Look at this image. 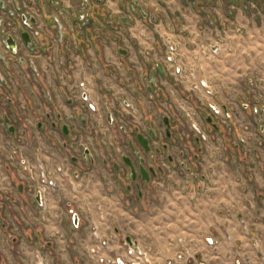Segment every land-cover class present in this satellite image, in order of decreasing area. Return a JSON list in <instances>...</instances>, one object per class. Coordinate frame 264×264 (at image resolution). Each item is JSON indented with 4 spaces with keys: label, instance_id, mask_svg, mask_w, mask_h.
<instances>
[{
    "label": "crops",
    "instance_id": "obj_1",
    "mask_svg": "<svg viewBox=\"0 0 264 264\" xmlns=\"http://www.w3.org/2000/svg\"><path fill=\"white\" fill-rule=\"evenodd\" d=\"M91 1V25L65 31L58 43L49 1H27L37 10L43 36L35 54L23 52L35 69L15 62L4 71L8 85L0 81L14 114L21 115L19 104L29 107L24 142L0 128V264L126 262L129 249L145 248L148 264H264V126L253 122L259 102L249 85L257 74L264 88V0H192L190 6L185 0ZM166 37L178 44V64L206 80L213 101L233 117L224 124L205 120L211 132L195 124L199 136L193 138L167 117L171 138L160 158L162 171L140 196L103 157L120 135L118 124L144 129L146 117L155 120L138 108L132 118L125 104L139 106L135 92H142L146 73L162 62ZM166 79L157 76L153 88H146L148 102L156 87L167 90L161 86ZM80 83L96 109L75 103L81 114L77 136L90 147L94 164L72 166L63 137L39 132L36 118L46 110L69 113L70 93ZM178 90L191 92L189 80ZM200 103L198 122L209 116ZM107 110L118 124L108 122ZM10 144L43 161L57 184L44 219L19 164L8 161Z\"/></svg>",
    "mask_w": 264,
    "mask_h": 264
},
{
    "label": "flooded vegetation",
    "instance_id": "obj_2",
    "mask_svg": "<svg viewBox=\"0 0 264 264\" xmlns=\"http://www.w3.org/2000/svg\"><path fill=\"white\" fill-rule=\"evenodd\" d=\"M28 0H0V36L3 45V50L0 51V81L3 85H8L7 77L4 75V71H9L13 66V63L20 62L30 64L34 67V62L30 58H26L23 52H27L30 55L35 54L38 48V41L43 36V30L38 25V13L33 5H28ZM51 19L55 24V42L63 41L64 32H82L91 25V21L86 25H76L73 19H69L68 22L62 20L59 17L58 10L52 7ZM122 31L118 30L121 34ZM125 51V50H122ZM121 53V52H120ZM164 75H161L159 71L153 68L150 72V78L154 71V78L156 84L157 76H166L164 69ZM170 75V74H169ZM155 84L151 83L150 87ZM85 88L84 83L78 85V89L73 90L70 93V107L72 110L65 114L59 110L53 112V110H46L43 114L36 118V129L42 134H47L51 131H56L63 137L61 143L62 148L70 165H74L77 161H88L91 165L94 164V158L91 149L86 145L78 136V128L81 124V114L77 112L75 103L79 108L87 109L89 111H95L96 107L89 100L86 92L82 91ZM82 91V92H81ZM4 89H0V95L2 96ZM152 94V92H148ZM48 100H51L50 94H48ZM74 104V105H73ZM21 115L14 114L16 106L9 98L2 96L0 101V128L12 137H15L20 141L26 140L25 125V113L29 111V107L26 104H19L18 106ZM126 108H132L130 103L125 104ZM107 120L112 125L118 122L113 118L111 111L106 112ZM211 117V116H210ZM134 118V115H132ZM162 117V123L165 128V135H158L155 131V120L150 117H146L144 122V129L140 128L137 124L132 122L118 124L120 135L115 139L114 144L109 148V151L104 153V165L109 166L110 170L118 175L123 176V180H126V186L128 190L136 191L140 196L142 195L143 186L147 185L151 178L154 177L157 172L162 171V164L160 158L162 153L168 149V143L166 142L171 138V125L168 121V129L165 126L164 119ZM212 118V117H211ZM212 120H214L212 118ZM215 122V121H213ZM22 127L21 132L18 133V129ZM138 135H141L143 140L147 142L148 151L141 145ZM42 148V147H41ZM42 152L41 149L37 150ZM171 159V156L167 154V161ZM38 160V159H37ZM33 161L26 158V156L19 154L18 147L10 144L8 161L10 164L17 165L23 175L27 186H29L35 195L40 194V204L34 198L39 206H42L40 217L44 219L46 217V202L47 197L43 195L45 193H54L57 189V184L50 179V173L47 171L43 161ZM129 160L133 166L135 173L133 180L131 178V170L126 162ZM140 168L148 176V181L142 179ZM152 170V171H151ZM68 168H64V172H67ZM41 175L44 174L48 177L46 181L29 179V175ZM41 183H45L44 191L39 190L38 186ZM23 189V184L20 186Z\"/></svg>",
    "mask_w": 264,
    "mask_h": 264
},
{
    "label": "rangeland",
    "instance_id": "obj_3",
    "mask_svg": "<svg viewBox=\"0 0 264 264\" xmlns=\"http://www.w3.org/2000/svg\"><path fill=\"white\" fill-rule=\"evenodd\" d=\"M105 2V1H104ZM187 5H192V0H185ZM50 4V2H48ZM106 3V2H105ZM51 5V4H50ZM63 20H67V17L63 18ZM91 21H92V7H91ZM149 21V19H148ZM171 40L178 49V44L176 40L170 37H166L162 40L163 48H164V56H166L165 51H166V46H165V40ZM163 56V60H164ZM178 59V50L177 54L174 56V62L172 64H168V67L171 68V70H175L176 68H179L182 70V75H166L168 79L162 81V87L166 86V89H163L162 91L155 88V92L153 93V98L151 99V102L149 101L148 95L146 93V88L150 85V71H146V80L143 82L144 84L142 86V92H135L136 97L138 98V105L135 108H128L130 111V114H135L136 108H138V113L146 112L153 113L155 116V131L158 135L164 136L165 135V128L161 120V115H164L165 117L172 118L175 122V124L184 131V136H188L190 138H193L194 136H199L196 134L195 129L193 126L195 124L198 125L197 128H207L208 131L211 132L212 127L208 125L205 121V119L202 117L200 121L198 122L197 118L198 115L196 113V106H199L200 100H202V106L207 110V113L209 116H211L213 119H215L216 122L219 123H225L228 122L230 118L233 117V114L230 111H225L221 106H219L217 103L213 101V90L211 89L209 83L204 81L208 89H202L199 88L198 90L194 88V85L198 82L200 79L196 80V74L194 71H187L185 70L182 66H180L177 62ZM163 60L160 64L164 67L166 70V73L169 71L166 69ZM193 74L195 76V80H193L190 76V74ZM189 80L190 86H191V92H179L178 88L180 85L186 81ZM251 93L256 97H262L264 98V88H263V82L260 79V77L257 74H253L250 77L249 81ZM170 86V87H169ZM151 89L153 88L150 87ZM208 91V92H207ZM210 92V93H209ZM210 105H217L220 110L221 114L217 116V118H214L212 113V110L210 109ZM147 113V114H148ZM161 113V114H160ZM252 118L253 122L257 125H263L264 126V116H262L259 113L252 112ZM183 124V126H181ZM36 179V177H35ZM52 193L46 194L47 201L50 198ZM149 249V248H145ZM150 251V250H149ZM148 262H149V256H148ZM147 264V263H145Z\"/></svg>",
    "mask_w": 264,
    "mask_h": 264
},
{
    "label": "built area",
    "instance_id": "obj_4",
    "mask_svg": "<svg viewBox=\"0 0 264 264\" xmlns=\"http://www.w3.org/2000/svg\"><path fill=\"white\" fill-rule=\"evenodd\" d=\"M50 2L51 6L58 10L59 17L63 20V18L67 17V20H64L68 22V20L71 18L73 21L76 23V25H86L91 21V7H92V1L91 0H73V4L71 5H66L65 1L66 0H47ZM106 3L109 0H104ZM165 46H166V51L164 56L163 63L166 67V69L169 71L168 73L170 75H179L180 77L182 75V70L179 68H176L175 70H171V68L168 67V64H172L174 62V56L177 54V46L171 41L166 39L165 40ZM191 78L195 80V76L191 73L190 74ZM195 89H208L207 84L202 81L201 79L199 80L198 84L196 83L194 85ZM208 92V91H207ZM210 93V92H209ZM263 99V100H262ZM257 103L259 104L258 107L255 109V113H259L262 116H264V98L259 97L256 98ZM210 109L212 110V115L214 118H217L218 115L221 114V110L217 105H210ZM30 180L36 181V180H41V181H46L48 179L47 176L44 174H41L39 176L37 175H29L28 176ZM36 177V179H35ZM44 186L45 183H41L38 186L39 190L44 191ZM47 193L43 192V195L46 196ZM149 249H141V250H133L129 249L128 254L131 257V260L124 262L122 259H108L106 260L105 264H118L121 262V264H148V256H149Z\"/></svg>",
    "mask_w": 264,
    "mask_h": 264
},
{
    "label": "water",
    "instance_id": "obj_5",
    "mask_svg": "<svg viewBox=\"0 0 264 264\" xmlns=\"http://www.w3.org/2000/svg\"><path fill=\"white\" fill-rule=\"evenodd\" d=\"M145 16V15H144ZM121 53H123L124 51H120ZM156 69L159 71V73L161 74V75H164V70H163V66H162V64H157L156 65ZM153 74H154V71L152 72V77H151V83H153V84H155V78H154V76H153ZM205 120L208 122V123H210V124H212V122H213V120H212V118L210 117V116H205ZM164 123H165V126H166V128L168 129V121H167V118L166 119H164ZM138 138H139V140H140V143H141V145L145 148V150L146 151H148V146H147V142L145 141V140H143L142 138V136L141 135H138ZM126 162H127V164H128V166H129V168H130V170H131V178L134 180L135 179V177H134V173H135V170H134V168H133V166L131 165V163L129 162V160H126ZM152 171V170H151ZM140 172H141V174H142V179L144 180V181H148V176H147V174L143 171V169L142 168H140ZM36 201L40 204V201H41V199H40V194L39 193H37V195H36ZM74 222L76 221V223H77V217L76 216H74ZM127 241H130V239L129 238H127L126 239ZM118 264H121V262H119Z\"/></svg>",
    "mask_w": 264,
    "mask_h": 264
}]
</instances>
